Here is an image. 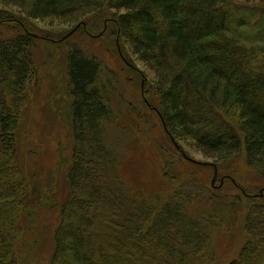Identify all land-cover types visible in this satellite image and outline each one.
I'll return each mask as SVG.
<instances>
[{
	"label": "trees",
	"instance_id": "16d2710c",
	"mask_svg": "<svg viewBox=\"0 0 264 264\" xmlns=\"http://www.w3.org/2000/svg\"><path fill=\"white\" fill-rule=\"evenodd\" d=\"M0 3L20 8L28 18H55L68 23L82 24L88 17L98 23L112 14L108 19L121 38L156 75L159 112L175 140L216 159L218 173L223 169L231 172L228 164L244 159L254 178H264V59L257 47H250L259 40L264 42V0H245L241 7L233 0ZM10 20L7 12L0 13V27ZM252 24L254 29L250 30ZM1 32L0 191L6 184L4 166L11 169L15 179L19 177L20 183L11 182L6 189L12 191L0 193V264H15L17 248L20 246V254L24 241L20 219L26 185L15 165L16 130L34 73L37 37L27 28L12 35ZM66 59L73 99L71 193L55 231L51 264H62L65 257L77 264H93V246L79 227L84 225L88 230L99 217L110 230L108 253L117 256L120 264H206L215 235L226 229L223 222L237 218L241 197L224 201L211 186L190 182L175 188L163 204L139 205L131 201L120 181L118 155L105 138L111 110L96 87L100 64L79 47L69 48ZM226 174L240 183L232 179L250 201L242 210L245 243L238 258L227 264H262L260 257L264 264V194L246 190L240 177ZM91 175V184L101 185V199L105 195L109 205L105 200L100 207L91 206L94 197L88 194L87 184ZM219 198L223 201L216 200ZM100 211L104 216L99 215ZM141 211L146 215L140 216ZM100 264H115V260L105 258Z\"/></svg>",
	"mask_w": 264,
	"mask_h": 264
},
{
	"label": "rangeland",
	"instance_id": "374dc122",
	"mask_svg": "<svg viewBox=\"0 0 264 264\" xmlns=\"http://www.w3.org/2000/svg\"><path fill=\"white\" fill-rule=\"evenodd\" d=\"M233 1L241 7L245 0ZM2 11L7 12L11 20L0 27L1 33L12 35L27 28L37 36L33 47L34 73L27 90L25 110L16 130L15 165L25 177L26 185L20 219L24 241L20 254V246L17 248L14 263L51 264L56 246L55 231L63 204L71 193L69 166L73 148V99L66 59L71 47H79L86 56L95 58L100 64L96 87L111 110V120L105 125V138L108 146L118 155L123 191L139 205L145 202L150 205L163 204L175 188L190 182L196 186H211L224 201L241 197L237 218L223 222L226 229L215 235L213 251L206 264H227L236 260L247 236L242 210L250 201L232 179L235 183L239 182L226 173L240 177L247 186L244 188L249 191L264 192V178H254L243 159L229 163L228 168H232V171L223 169L214 180L212 166L198 165L184 158L166 133L158 114L160 102L155 91L156 75L148 65L138 60L131 44L121 38L115 24L108 19L113 17L112 14L98 23L89 17L83 19L85 26L82 23L74 30L79 22L28 18L20 8L0 3V13ZM253 29L252 24L250 30ZM72 30L71 36L58 42ZM257 43L250 47H257L256 51L264 59V42L259 40ZM177 143L189 157L217 163L216 159L207 158L194 146L183 141ZM4 162L7 163L6 160ZM2 174L6 184L0 193L5 194L12 191V188L6 189L11 182L18 181V185L20 179H15L8 166L3 167ZM93 178L91 175L87 183L88 194L94 197L91 206L99 204L100 207L102 201L107 199L105 195L101 199V185L91 184ZM221 198L216 200L221 202ZM124 212H127L126 208ZM99 215L104 216L102 211ZM145 215V211L140 212V216ZM95 222L96 225L89 227L91 230H85L84 225L79 227L81 235H85L93 246L90 259L93 264H100L105 258L120 264L117 256L111 257L108 253L109 228L100 217ZM103 225L107 228H103ZM258 261L263 264L262 257ZM62 264L77 262L65 257ZM194 264L203 263L196 261Z\"/></svg>",
	"mask_w": 264,
	"mask_h": 264
},
{
	"label": "water",
	"instance_id": "95a60500",
	"mask_svg": "<svg viewBox=\"0 0 264 264\" xmlns=\"http://www.w3.org/2000/svg\"><path fill=\"white\" fill-rule=\"evenodd\" d=\"M83 24L85 26V23H83ZM81 25H82L81 23H78V26L74 30H76ZM74 30H72L69 34H67L65 37H63L62 41L65 40L66 38H68L69 36H71L72 33L74 32ZM33 36L34 37H37L35 34H33ZM158 114L160 116V119L162 121V124H163V127H164L166 133L169 135V137H170L171 141L173 142L174 146L176 147V149H178V151H180L182 153V155L184 156V158L187 159L190 162H193V163H196V164L202 165V166H212L214 168V177H213V179L215 180L216 177L218 176V168H217V166L214 163H211V162H201V161H197V160L189 157L185 153V151L183 149H181L180 145L177 143V141L175 140V138L169 132V130H168L167 126H166V123L164 121V118H163L162 114L159 111H158ZM263 194H264V192L263 191H260V195H263Z\"/></svg>",
	"mask_w": 264,
	"mask_h": 264
},
{
	"label": "bare ground",
	"instance_id": "6f19581e",
	"mask_svg": "<svg viewBox=\"0 0 264 264\" xmlns=\"http://www.w3.org/2000/svg\"><path fill=\"white\" fill-rule=\"evenodd\" d=\"M77 26H78V24H77ZM77 26H76V27H77ZM76 27H75V28H76ZM79 27H80V26H79ZM79 27H78V28H79ZM75 28H74V29H75ZM65 36H66V35H65ZM65 36H64V37H65ZM61 41H62V38H61L58 42H61ZM63 41H64V40H63ZM31 81H32V79H31ZM31 81H30V84H31ZM30 84H29V86H30ZM21 176H22V175H21ZM22 177H23V176H22ZM24 178H25V177H24Z\"/></svg>",
	"mask_w": 264,
	"mask_h": 264
}]
</instances>
